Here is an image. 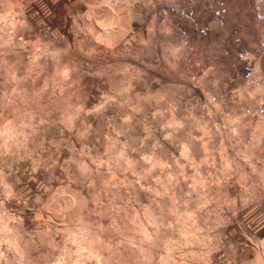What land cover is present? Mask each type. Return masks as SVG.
Listing matches in <instances>:
<instances>
[{"label": "clouds", "instance_id": "obj_1", "mask_svg": "<svg viewBox=\"0 0 264 264\" xmlns=\"http://www.w3.org/2000/svg\"><path fill=\"white\" fill-rule=\"evenodd\" d=\"M0 264H264V0H0Z\"/></svg>", "mask_w": 264, "mask_h": 264}]
</instances>
